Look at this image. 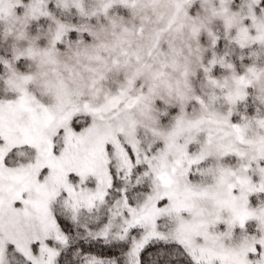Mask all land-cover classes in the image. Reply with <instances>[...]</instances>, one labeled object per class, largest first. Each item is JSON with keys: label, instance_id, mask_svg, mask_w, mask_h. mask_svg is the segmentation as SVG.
I'll use <instances>...</instances> for the list:
<instances>
[{"label": "snow or ice", "instance_id": "1", "mask_svg": "<svg viewBox=\"0 0 264 264\" xmlns=\"http://www.w3.org/2000/svg\"><path fill=\"white\" fill-rule=\"evenodd\" d=\"M0 264H264V0H0Z\"/></svg>", "mask_w": 264, "mask_h": 264}]
</instances>
